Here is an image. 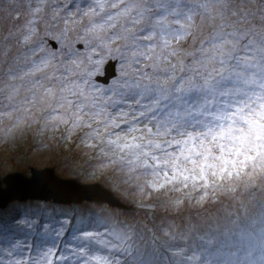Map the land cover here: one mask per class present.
<instances>
[{
	"label": "rangeland",
	"instance_id": "obj_1",
	"mask_svg": "<svg viewBox=\"0 0 264 264\" xmlns=\"http://www.w3.org/2000/svg\"><path fill=\"white\" fill-rule=\"evenodd\" d=\"M239 1L224 5L215 0H125L134 10L139 7L144 12L140 23L133 26L120 19L115 22V28L104 24L102 28L89 31L90 22L103 23L99 17L82 14L93 0H0V187L7 185L9 175L31 178L34 172L49 170L57 180L92 185L101 196L68 200L41 196L11 198L0 207L37 200L36 207L25 214L35 229L26 233L22 224L14 221L10 229L16 230L15 235L18 233L20 237L9 241L2 238L1 230L0 255L8 257L0 259V264H108L111 261L115 264H247L253 252L251 262L264 264L261 262L264 249H258L264 235L257 229L264 224V175L257 169L250 176L229 180L213 177L212 172H219L222 161L218 158L222 153L208 144V140L204 143L211 154H206V162L204 157L192 156L204 165L205 179H200V169L191 160L181 157L176 168L171 166V160L164 163L163 152L153 150L155 143L175 156H179L181 148L193 145L196 151H202L199 139L188 145H177L175 141L186 137L178 135L176 128L195 135L207 130L196 121L208 123L211 117L200 114L197 105H202L204 100L193 101L197 99L196 94L180 99V94L171 92V80L164 81L169 91L143 95L152 80H142L139 74L143 71L156 78L149 67L152 61L143 57L137 61L130 34L124 31V27H128L131 32L140 34L149 22L154 24L157 20L173 29L179 27L175 24L177 19L182 24L191 23L193 26L187 28L191 34L172 41L168 51H175L176 55H169L166 63L161 62V67L175 65L173 79L196 81V72L207 62L212 48L210 40L216 28L215 21L210 20L203 9L193 14L189 7L192 3L203 4L215 16L216 5H223L222 10L227 15L229 8L240 9ZM245 1L255 17H250L251 23L261 28L259 21L264 15V0ZM180 12L192 15L193 21L186 22L177 15ZM229 18L234 20V17ZM159 36L160 30L158 43ZM164 38L169 37L164 34ZM79 43L83 45L81 48ZM141 50L146 49L142 47ZM156 52H160L159 47ZM111 60H117L116 76L108 83L100 78L99 81L97 77L104 76ZM37 65L43 71L28 74ZM160 77L163 76L158 77L160 80L165 79ZM131 83L134 86L131 87ZM53 85L58 96L67 97L71 102L70 105L65 103L64 109H58L61 114L83 108L84 120L80 127L73 129L71 120L69 123L50 121L49 103L55 102L47 100L44 92ZM230 99L220 97L218 104ZM261 103L264 101H257L253 106L257 112L261 110ZM216 105L213 101L212 106ZM175 112L184 115L194 126L187 127L185 123L172 127L166 116ZM134 116L140 124L131 127L134 131L129 127L125 130L122 122L128 123ZM94 129L101 135H91ZM115 135L129 143H143L145 151L161 157L160 166L146 169L138 166L139 161L129 164L127 159L134 160V156L107 143ZM133 136L137 137L135 141ZM148 140H152L153 145H148ZM165 141H172V146L165 145ZM148 160L156 164L150 157ZM154 172H159V177L153 175ZM165 173L168 178L175 176L177 179L165 183ZM129 174L131 179L128 180ZM137 174L140 179L134 182ZM143 190L148 194H143ZM190 195L196 197L189 200ZM243 197L249 200L244 211L242 202L237 204L239 216L231 214L229 203L233 205ZM160 199H163L162 204H156ZM142 203L147 206L140 211ZM163 205L166 207L160 210ZM82 208L87 210L82 211ZM100 208L103 215L98 214ZM129 217L133 218L134 222H130L135 228L127 225ZM249 218L254 228L248 222L241 224L238 230L241 244L230 240L233 231L230 228L225 226L218 232L223 221L226 225L229 222L236 225L235 220ZM49 230L55 239L46 236ZM77 232L75 239L73 233ZM88 233L92 234L90 238L95 244H98L96 236L103 237L104 249L88 245L91 244L88 237L82 241V234L86 237ZM221 241L228 244L221 245ZM49 249L51 253L46 256Z\"/></svg>",
	"mask_w": 264,
	"mask_h": 264
},
{
	"label": "snow or ice",
	"instance_id": "obj_2",
	"mask_svg": "<svg viewBox=\"0 0 264 264\" xmlns=\"http://www.w3.org/2000/svg\"><path fill=\"white\" fill-rule=\"evenodd\" d=\"M215 2L226 5L234 4L236 0H215ZM106 8L107 11H105ZM198 9H203L208 14L209 19L215 21L216 32L210 40L212 48L208 54L207 62L203 63L202 68L196 72V81L191 79L185 81L182 78L173 79L172 72L175 71V65L169 64L168 67H161V62L166 63L169 55H176L175 51H168L172 41H179L186 35L191 34L187 31V28L193 26L191 23L182 24L177 19L175 24L179 27L173 29L165 26L163 21L157 20L154 24L149 22L146 29H141L140 34L131 32L130 28L124 27V31L130 34L131 47L137 61L141 57L152 61L149 67L153 70V75L156 78L149 77L143 71L139 74L142 80H152V85L145 88L143 95H148L154 91L162 93L169 91L165 86V82L158 78L163 76L165 80H171V92L180 94L178 98L189 99L193 94H196L197 99L193 101L203 99L204 103L197 105L200 114L204 115L206 113L211 117L208 123L203 120L196 121V123L203 124L207 130L198 132L195 135L176 128L178 135L186 137V139L175 141L177 145H188L190 142L199 139V148L202 151H196V146L193 145V147L181 148L179 156H175L173 153H168L159 143L154 144L153 150H161L166 157L164 163L167 164L171 160L173 168L177 167V162L181 157L186 161L191 160V163L200 169V179L203 180L206 178L203 175L204 165L197 160H193L192 156L204 157L206 162V154H211V149L204 143L205 140H208V144L219 148L222 153L221 157L218 158L222 161L219 172H212L213 177L229 180L234 177L239 178L241 175L250 176L256 173L257 169L259 174L264 175V123L261 122L264 121V103L260 104L261 110L259 112L253 107L257 101H264V15L261 16L259 21L262 27L257 29L250 20V17L255 19L254 14L241 11L239 8L236 12H232L229 8L227 16L224 10L218 9L216 15L212 16L203 4L192 3L189 7V11L193 14ZM134 11L135 15H133ZM82 14L84 16L99 17V20L103 22H90L89 31H93L97 27L102 28L104 24H109L110 27L115 28V22L120 19H124L134 26L140 23L144 16V12L139 7L134 10L131 4H125V0H93V3L89 5V9ZM177 15L186 22L193 21L192 15L183 12ZM229 17H235V19ZM158 30H160V43L157 42ZM164 34H167L169 38L165 39ZM142 47L146 50H141ZM157 47L160 48L159 53L156 52ZM42 71L43 68L37 65L28 74ZM40 86L43 87L42 84ZM54 87V85L50 86L44 92V97L47 100L55 102L54 104L49 103L50 121L53 123H69V120H71L73 129L80 127L81 122L84 120V116L81 114L83 108L77 107L75 111L66 115L61 114L58 109H64L65 103L70 105L71 102L67 100V97L58 96L53 91ZM136 87H139V84ZM246 89H251V94ZM256 89L260 91L257 92ZM136 95H141V93H136ZM217 97H231V99L213 107L212 102ZM246 110L247 115L245 114ZM92 119H95V115L92 116ZM113 125L118 127L114 121ZM88 126L91 127V125ZM186 126L193 127L194 125L191 121H187ZM173 127L176 126L173 125ZM129 130L134 131L135 129L130 126ZM149 131L151 130L149 129ZM168 131L170 132L171 129ZM91 135L100 136L101 133L98 129H94ZM209 137L210 139H208ZM132 139L135 141L137 137L133 136ZM221 141L225 142L221 143ZM107 143L120 152L127 151L131 156H134V160L126 158L129 164H135L136 161H139L138 166L146 169L160 166L161 157L145 151L143 143H129L119 135H115V138L109 139ZM164 143L168 147L172 146V141H165ZM147 144L153 145V141L148 140ZM149 157L151 160L156 161V164H150ZM228 157L234 158L229 159ZM208 167H213V165H208ZM153 175L159 177L160 173L154 172ZM180 175L183 176L184 180L188 179L187 176L183 175V172ZM164 176L166 178L165 183H171L177 179L175 176L168 178L167 173ZM160 186L163 187L164 185L161 184ZM153 187H155V184H153ZM87 236L91 237L92 234L88 233ZM50 253L51 249L45 255L47 256Z\"/></svg>",
	"mask_w": 264,
	"mask_h": 264
},
{
	"label": "trees",
	"instance_id": "obj_3",
	"mask_svg": "<svg viewBox=\"0 0 264 264\" xmlns=\"http://www.w3.org/2000/svg\"><path fill=\"white\" fill-rule=\"evenodd\" d=\"M238 3H240V10L241 11H244V12H252V10H251V7L249 6V4H248V2H246L245 0H240ZM215 5V4H214ZM216 7L218 8V9H222V7H223V5H221V6H218V5H216ZM233 8V7H232ZM236 10L237 9H235L234 8V10H232L231 9V11L232 12H236ZM227 15H228V13H227ZM226 15V16H227ZM234 19H235V17H234ZM114 61V60H113ZM116 63H117V60H116ZM183 71H181V73H182ZM187 75V72H186V74L185 75H181L182 77H184V76H186ZM116 76V75H115ZM160 78H164V77H160ZM134 79H131V81H133ZM161 81H165V79H161ZM131 87L132 86H134L132 83H131V85H130ZM252 87H254V86H252ZM247 91H249V94H251V89H246ZM256 91H260L259 89H256ZM157 92H160V91H154V94L155 95H157ZM219 98L220 97H217L216 99H215V102H216V104H218V102H219ZM135 117L136 116H134L128 123L127 122H122V125H124L125 126V130H128L127 129V127H129L130 128V126L131 127H137L140 123H138V121L137 120H135ZM167 118H168V120L170 121V125H172V127H173V125H182V124H185L186 123V121H187V119L188 118H186L184 115H181V114H178V113H172V114H170V115H167L166 116ZM165 131V130H164ZM167 133H168V131H166ZM133 133H135V132H133ZM192 197H196V195H190V196H188V198L187 199H192ZM237 197H233V199H236ZM16 201V200H15ZM142 201V200H141ZM163 201V199H160V200H158L157 202H156V204H162L161 202ZM36 202H37V200L35 201V200H27V201H21V202H19L16 206H14L13 204L11 205V204H8V205H6V206H4V207H0V231L2 230L3 231V234H2V238L3 239H5L6 241H9V240H11V239H14V238H18V237H20V235L17 233V235H15V233L14 232H17L16 230H14V229H10V224L12 223V222H14V221H19L21 224H22V226L26 229L25 230V232L26 233H29L30 232V230L31 231H33L34 229H33V226H31L32 225V223H31V221L29 220L30 218H27V217H25V214L27 213V212H29V211H31L30 209H32L33 207H36ZM183 202H184V200H183ZM243 202V204H241V206H242V212L244 211V209L246 208V204L249 202V200L246 198V197H243L242 199H240V200H237L234 204H233V206H234V208L235 207H237L238 208V206H237V204H240V203H242ZM143 205L142 206H140L139 207V210L141 211V210H143L147 205H145L144 203H142ZM78 207L79 206H81V205H77ZM84 206H87V208H88V205H84ZM181 206V205H180ZM158 207V206H157ZM160 207H162V208H160V210H162V209H164L166 206H160ZM87 208H82V211L83 210H87ZM99 212V213H98ZM97 213L99 214V215H103V210L100 208V210L98 211ZM245 214V213H244ZM80 219H82V221H84L83 220V218H80ZM133 218L132 217H129V218H127V225H130V226H132V227H134L135 228V224L133 223H131V222H134V220H132ZM131 221V222H130ZM219 221H221V220H219ZM235 222L237 223L236 225H233V223L232 222H229L227 225L226 224H224L223 226H221L219 229H218V231H221V229L223 228V227H228V228H230L231 230H233L232 231V233H231V235H230V240L232 241V242H237L238 244H241V241H240V239L238 238V234H239V232H238V230L240 229V228H242L241 227V224L242 223H245V222H248L249 224H250V227H252L253 225L251 224V223H253V220H252V218H249V219H247V220H239V219H237V220H235ZM83 223H86L85 221L83 222ZM55 225H56V222L54 223ZM42 228V227H41ZM253 228H254V226H253ZM43 229V228H42ZM257 229H259L262 233H263V235H264V224H263V226H262V223L259 225V227L257 228ZM45 230V229H44ZM25 233V234H26ZM78 232L77 233H73V238H75L76 239V237L78 236ZM27 235H29V234H27ZM54 234H53V232H51L50 230H49V233H48V231H47V233H46V236H48L49 238H51V239H55L54 238V236H53ZM100 235V234H99ZM102 235V234H101ZM83 237H85L83 234H82V236H81V239H82V241H85L86 240V238L88 237V236H86L85 237V239L83 238ZM88 238H90V237H88ZM96 239H97V241H98V244H95V241L94 240H92L91 238H90V241H91V244H88V245H98V247H99V250L101 249L102 250V248L104 249V247H105V242H104V238L102 237V239H100V236H96ZM100 243H104V244H100ZM143 243H146L145 241H143ZM263 243H264V240H263ZM85 244V243H84ZM84 244H82V245H84ZM220 244L221 245H227L228 243L227 242H225L224 243V241H221L220 242ZM81 245V246H82ZM102 245V246H101ZM78 248V247H77ZM77 248H75V249H77ZM74 249V250H75ZM258 249H260V248H258ZM256 249L254 248V251H255ZM10 252V251H9ZM254 253V252H253ZM253 253H251V257L248 259V263L247 264H253V262H251L253 259H252V257H253ZM8 257V256H7ZM6 257V258H7ZM6 258H3L1 255H0V259H6ZM208 259H210V261H211V258L209 257ZM207 259V260H208ZM103 260L104 261H107L106 260V258H103ZM212 262V261H211ZM261 262H264V260H262ZM98 262H95V264H97ZM108 263V262H107ZM108 264H115V263H113L112 261L110 262V263H108Z\"/></svg>",
	"mask_w": 264,
	"mask_h": 264
},
{
	"label": "water",
	"instance_id": "obj_4",
	"mask_svg": "<svg viewBox=\"0 0 264 264\" xmlns=\"http://www.w3.org/2000/svg\"><path fill=\"white\" fill-rule=\"evenodd\" d=\"M81 46L82 44L78 45V47ZM104 72V76H98L97 79L100 78L108 83L110 78L116 74V60L109 61ZM26 196H41L45 198H54L56 200H68L82 196H87V198L101 197L99 193H96V190L92 185L85 186L84 184L75 183L74 181H60L53 178L50 175L49 170H44L43 172H34L31 178H25L19 175H9L7 185L5 187H0V206L5 205L11 198H23Z\"/></svg>",
	"mask_w": 264,
	"mask_h": 264
},
{
	"label": "bare ground",
	"instance_id": "obj_5",
	"mask_svg": "<svg viewBox=\"0 0 264 264\" xmlns=\"http://www.w3.org/2000/svg\"><path fill=\"white\" fill-rule=\"evenodd\" d=\"M79 44H81V43H79ZM78 44V45H79ZM83 46V45H82ZM81 46V47H82ZM80 47V48H81ZM100 81V80H99ZM126 178L129 180V179H131V175L129 174V176H126ZM139 179H140V175L139 174H137L136 175V177L134 178V182H138L139 181ZM126 188H124V190H125ZM126 191V190H125ZM142 193L143 194H148L145 190H143L142 191ZM220 194V193H219ZM219 194L217 195V197L219 196ZM224 198H226V197H224ZM9 201V200H8ZM7 201V202H8ZM6 202V203H7ZM230 204V209H229V211H231L230 213L231 214H235V215H237V216H239V208H237V207H235L234 208V206L232 205V203H229ZM224 224H226V221H223L219 226H218V229L221 227V226H223ZM218 232H220V231H218ZM260 249L262 250V249H264V243H262V245H261V247H260Z\"/></svg>",
	"mask_w": 264,
	"mask_h": 264
}]
</instances>
